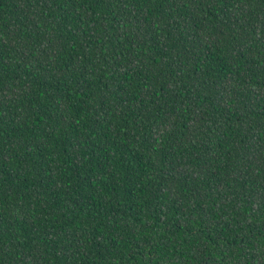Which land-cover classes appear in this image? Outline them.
I'll list each match as a JSON object with an SVG mask.
<instances>
[{
    "label": "trees",
    "instance_id": "16d2710c",
    "mask_svg": "<svg viewBox=\"0 0 264 264\" xmlns=\"http://www.w3.org/2000/svg\"><path fill=\"white\" fill-rule=\"evenodd\" d=\"M0 264H264V0H0Z\"/></svg>",
    "mask_w": 264,
    "mask_h": 264
}]
</instances>
